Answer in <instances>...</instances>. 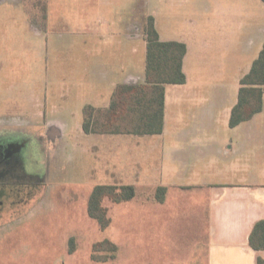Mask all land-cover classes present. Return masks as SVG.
Instances as JSON below:
<instances>
[{
    "label": "rangeland",
    "instance_id": "obj_1",
    "mask_svg": "<svg viewBox=\"0 0 264 264\" xmlns=\"http://www.w3.org/2000/svg\"><path fill=\"white\" fill-rule=\"evenodd\" d=\"M169 3L185 13L183 26L195 29L196 0ZM152 5L158 8L163 0H8L0 5V120L52 117L66 128L63 146L55 145L45 153L46 182L50 184L27 198V207L42 202L44 209H32L21 224L0 233V264H161L184 256L195 242L205 248V217L182 203L161 212L164 223L150 222V186H141L137 179L128 178L136 184L131 200L115 203L104 198L110 224L101 228L88 214L91 191L96 184L122 183L113 178L112 171L120 167L122 150L130 147L113 149L98 137L90 143L79 123L68 129L73 119L79 122L68 102L74 89L80 92L87 87L80 73L94 65L89 61L98 62L106 54L109 66L110 57L120 51L126 74L142 72L143 39L128 37L126 26L131 21L132 31L143 34ZM231 5L240 12L238 2ZM102 17L109 29L102 25L101 38H93V22ZM251 30V39L264 38L263 25ZM89 41L98 44L93 51H89ZM113 63L120 67L118 60ZM73 78L79 80L77 84ZM5 233L10 234L4 237ZM72 239L76 248L70 252ZM105 239L113 241L118 251L115 258L98 261L93 256L105 252L95 251L94 245ZM153 239L168 244L165 258L150 248Z\"/></svg>",
    "mask_w": 264,
    "mask_h": 264
},
{
    "label": "crops",
    "instance_id": "obj_2",
    "mask_svg": "<svg viewBox=\"0 0 264 264\" xmlns=\"http://www.w3.org/2000/svg\"><path fill=\"white\" fill-rule=\"evenodd\" d=\"M169 1L172 0H163L158 8L150 6L148 16L154 18L161 40L186 45V82L166 85L163 130L155 134H95L83 130L82 112L86 106L107 109L118 85L145 81L147 41L144 32L132 31L131 21L126 35L141 36L144 42L142 72L126 74L120 51L110 57L109 66L106 54L102 59L100 54L95 56H99V61H89L94 65L80 73L87 80V87L80 92L74 89L69 98V110L79 122L73 119L68 129L79 123L90 143L92 137H98L113 149L130 147L122 150L123 160L112 175L135 187L129 179L150 186V222L164 223L161 212L182 203L191 205L199 217H205V248L195 242L184 256L161 264H258L259 258L264 264V250L254 249L249 241L256 223L264 220V106L251 119L230 125L240 80L264 47V38H250L252 27L257 30L264 26V2L196 0V27L189 30L181 21L185 13L172 8ZM6 2L0 0V5ZM234 2L241 6L239 13L231 5ZM102 25L109 29L104 17L93 22V38H101ZM90 42L87 45L93 51L98 44ZM220 49L227 53H216ZM113 59L119 61V68ZM107 71L106 77L102 76ZM76 81L79 80L73 78L74 84ZM161 186L166 187L163 201L157 198ZM167 245L153 239L150 248L165 258Z\"/></svg>",
    "mask_w": 264,
    "mask_h": 264
},
{
    "label": "trees",
    "instance_id": "obj_3",
    "mask_svg": "<svg viewBox=\"0 0 264 264\" xmlns=\"http://www.w3.org/2000/svg\"><path fill=\"white\" fill-rule=\"evenodd\" d=\"M264 2V0H262ZM147 41L145 81L138 84H120L112 94L110 107L96 109L86 106L83 111V130L86 133H132L155 134L163 130L165 109V88L167 84H183L186 75L183 71V59L186 45L178 41H163L155 26L154 18L147 20L144 28ZM238 102L233 107L230 125L251 119L262 111L264 106V47L253 61L250 71L240 80ZM166 187L157 189V198L163 201ZM136 196L133 184L112 183L96 184L90 194L88 214L101 228L110 224L104 198L115 203L131 200ZM250 245L256 250H264V220L254 226L250 234ZM71 242L69 251H75ZM95 251H104L101 257L93 256L98 261L115 258L118 246L105 239L94 245ZM258 264H263L259 258Z\"/></svg>",
    "mask_w": 264,
    "mask_h": 264
},
{
    "label": "flooded vegetation",
    "instance_id": "obj_4",
    "mask_svg": "<svg viewBox=\"0 0 264 264\" xmlns=\"http://www.w3.org/2000/svg\"><path fill=\"white\" fill-rule=\"evenodd\" d=\"M20 120H0V233L21 224L32 209H44L42 202L27 207V198L50 184L46 182V150L66 142V128L57 118Z\"/></svg>",
    "mask_w": 264,
    "mask_h": 264
}]
</instances>
